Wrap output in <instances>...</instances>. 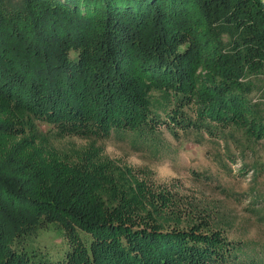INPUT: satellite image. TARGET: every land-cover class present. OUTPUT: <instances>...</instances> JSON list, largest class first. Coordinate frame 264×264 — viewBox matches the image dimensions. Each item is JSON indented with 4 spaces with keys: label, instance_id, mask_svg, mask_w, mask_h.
<instances>
[{
    "label": "trees",
    "instance_id": "16d2710c",
    "mask_svg": "<svg viewBox=\"0 0 264 264\" xmlns=\"http://www.w3.org/2000/svg\"><path fill=\"white\" fill-rule=\"evenodd\" d=\"M3 11L0 264H244L241 242L201 225L171 224L143 183L116 174V168L91 154L62 160L36 140L54 128L97 137L135 131L142 136L159 118L158 103L172 105L166 114L184 129L215 133L219 126H234L262 138L264 116L241 76L264 66V44L250 55L239 50L251 34L252 39L264 37L257 32L264 26L258 0H25L17 10ZM192 23L212 32L221 47L234 44L231 52H218L214 83L203 93L190 90L182 76L186 68L180 58H190L193 50L176 43L178 31ZM8 26L20 28L10 32ZM90 31L101 38L94 45L101 57L89 56L86 44L76 47ZM118 38H130V44H115ZM129 53L130 62L148 75V91L143 86L134 91L121 76L119 62ZM85 61L93 63L90 73ZM230 66H237V78ZM111 83L122 91L116 100ZM125 91L134 94L135 111L120 114L102 107L129 101ZM153 91L161 92L163 100L154 104ZM243 97L259 121L251 131L239 120ZM230 102L235 108H229ZM222 107L227 112H219ZM43 230L68 240L62 260L53 262L36 252L33 241Z\"/></svg>",
    "mask_w": 264,
    "mask_h": 264
},
{
    "label": "rangeland",
    "instance_id": "374dc122",
    "mask_svg": "<svg viewBox=\"0 0 264 264\" xmlns=\"http://www.w3.org/2000/svg\"><path fill=\"white\" fill-rule=\"evenodd\" d=\"M23 1L25 0H0L1 17L4 16L3 10L7 13L13 12L21 7ZM258 2L260 12L264 16V0ZM249 24H252L251 21ZM8 28L11 32L20 27ZM204 32L203 27L198 29L195 23H192L178 31L180 37L176 42L180 48L193 50L190 58L180 60L184 62L186 68L182 76L190 81L189 89L197 93H203L207 90L205 86L208 83L211 85L214 83L212 76L217 70L215 64L220 58L218 52L229 53L234 45L221 47L212 32ZM257 32L264 34V26L258 28ZM98 37V32L90 31L82 42L76 43V47L86 44L89 46L87 50L89 56L101 57L100 51L94 49L95 43L101 40ZM252 37L251 34L244 38L247 44L245 47L242 45L239 47L241 53L244 51L250 55L257 50L258 45L264 44L263 36L258 35L257 40ZM11 40L15 39L10 38L9 42ZM116 43L125 47L130 44V38L126 40L118 38ZM186 43L190 46H186ZM260 51H256L254 57H258ZM124 53L122 58L127 55ZM93 57L91 59H95ZM130 60L132 61L131 53L124 60H120L121 76L126 75V84L135 88L134 91H138L141 86L144 87L142 91H148L149 86L144 82L145 76L148 75L144 74L136 62L131 63ZM221 62V65H224L223 61ZM83 63L86 72L90 73L92 61ZM230 68L237 78L240 74L237 66ZM246 74L247 77L241 76L243 82L249 83L244 89L250 92V99L264 116V66L257 67L253 72L248 70ZM230 75L227 81L232 82L234 77ZM113 85L114 83H111L114 92L112 97L116 100L122 91L120 87ZM89 91L92 90L89 88ZM125 92L124 94L129 96V101L110 103L109 106L105 104L102 107L120 114L135 111L137 101L134 100V94ZM153 94L154 104L163 100L161 92L153 91ZM228 96L235 98V95ZM243 99L247 103L244 97ZM244 101L243 108L239 107L238 110L239 120L243 122L244 128L251 131L252 128H257L259 121L252 113V107ZM195 102L191 103L193 110L196 109ZM158 104L156 106L159 107V118L151 122L154 128L142 136L139 135V131L112 133L109 137L56 133L54 126H51L50 128L54 130L46 136L38 137L36 142L54 152L62 160L77 161L91 154L95 160L109 163L114 170L116 168V174L124 172L131 181L143 183V187L154 196V203L163 209V217L171 224L181 227L201 225L204 231L216 229L221 236L243 244L244 255L241 259L244 264H264V136L256 139L234 126H219L215 133L184 129L180 125H175L166 114L172 110V105L167 106L164 102V109ZM228 104L229 108H235L233 107L235 104L231 102ZM225 108H220L219 112H227ZM231 110H228V115ZM149 119L148 116L147 120L150 122ZM20 137L22 135L16 140H21ZM4 203L2 206L6 204ZM33 246L36 252L57 262L64 258L69 244L68 240L55 230H43L33 241Z\"/></svg>",
    "mask_w": 264,
    "mask_h": 264
}]
</instances>
